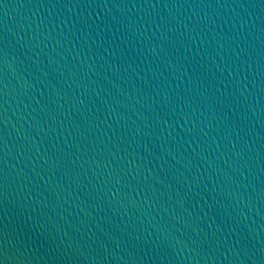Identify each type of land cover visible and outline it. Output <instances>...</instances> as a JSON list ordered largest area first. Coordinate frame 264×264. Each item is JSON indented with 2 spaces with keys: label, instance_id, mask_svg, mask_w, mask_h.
<instances>
[{
  "label": "water",
  "instance_id": "water-1",
  "mask_svg": "<svg viewBox=\"0 0 264 264\" xmlns=\"http://www.w3.org/2000/svg\"><path fill=\"white\" fill-rule=\"evenodd\" d=\"M0 264H264V0H0Z\"/></svg>",
  "mask_w": 264,
  "mask_h": 264
}]
</instances>
